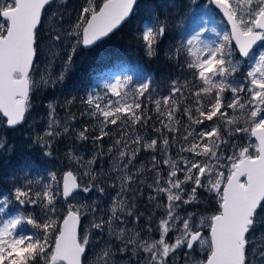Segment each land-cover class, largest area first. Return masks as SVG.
Segmentation results:
<instances>
[{
    "label": "snow or ice",
    "instance_id": "obj_1",
    "mask_svg": "<svg viewBox=\"0 0 264 264\" xmlns=\"http://www.w3.org/2000/svg\"><path fill=\"white\" fill-rule=\"evenodd\" d=\"M51 2L52 0H0V114L7 118L9 126L19 125L25 120L30 107V93L38 86V82L31 75L34 58L39 50L38 26L42 24L45 6ZM194 2L195 0H189L188 6L191 7ZM207 3L223 13L230 25V31L217 32V36L222 38L218 43L189 49L194 60L187 63V67L193 70L194 76L203 86L192 92L196 115L189 108L184 109V114L191 125L199 126L205 121L213 123L201 131H196L191 125L190 129H186L187 135L183 139L188 146H181L180 151L189 152L192 158L181 157L182 167H178L170 159L163 161L170 165L165 186H161L162 177L157 171L156 191L167 196L166 214L160 219L157 229L159 239L149 242L142 239L139 232L126 239L124 229H120L117 234V238L125 246L123 250H127L128 245H133V253L142 250L149 254L146 264H168L170 254L182 247L191 250L197 242L200 247L207 245L209 254L205 260L192 261V264H250L248 246L253 242L250 239L251 233L258 224H264V51L258 54V58L253 51L254 45L264 42V0H207ZM86 5L81 8L70 35L79 37L77 45L89 46L102 41L125 23L140 5V0H101L99 4L96 0H86ZM183 7L181 0H150L144 5L150 23L144 27L140 38L149 56L156 55L157 45L166 35L170 15L168 10L171 9L179 15ZM192 19L196 22L198 17L194 15ZM199 19L201 31L188 39L187 45L201 43V34L209 31L202 18ZM53 32L55 35L51 39L62 40V35L55 28ZM234 47L238 49L240 56L253 62L250 70L245 69L244 76L250 86H244L243 81L229 79L241 68V62L238 59L233 60L237 55ZM176 51L179 53V49ZM75 52L76 48L73 47L72 53ZM71 60L72 56H69V64ZM41 80L47 83L44 78ZM130 82L131 78L107 85L118 98L116 100L104 101L100 97L92 96L86 100L93 109L90 115L102 118L99 134L93 139L101 140L109 136L110 131L105 129L109 125L117 126L121 135L115 140L114 147L123 145L118 155L121 160L128 158L129 164L136 159L141 150L140 146L156 151L158 143L157 139L142 143L144 138L136 135L131 143L138 147L129 151V144L125 139L128 135L127 129L146 125L151 120V116L145 115L143 101L140 99L149 92L150 81L141 83L132 93L125 92L123 89ZM187 89V83L181 85L179 81H173L169 95L156 100H152L151 96L147 97L154 103L156 112L168 121H162V128L156 129L161 136L163 129L168 132L178 130L175 127L179 124L176 113L180 110L177 97L184 98V91ZM226 92L231 94V99L227 101ZM241 93H246L243 102ZM202 94L208 97L207 104L200 99ZM49 108L52 113L55 112L51 104ZM70 118L75 119L74 116ZM221 123L225 125L227 135L250 131V135L256 137L258 143H249L238 148L234 146L233 154L227 157L218 155L221 145L228 143L222 134ZM52 124L59 127V122L54 117ZM52 124H49L50 129ZM249 124L253 126L249 128ZM62 132L68 133L69 128L64 127ZM87 132L88 129L79 131L78 138L87 140ZM61 134L60 131L49 130L44 135L51 138ZM189 137L192 139L189 140ZM162 144L166 154L170 142L163 138ZM45 146L50 147V144L46 141ZM2 147L4 145L0 144V148ZM47 155L52 153L48 152ZM196 157L204 159L198 160ZM72 159L79 162V158L75 156ZM94 163L95 158L87 162L89 168ZM155 167L156 164L153 163V168ZM178 173H183L182 179ZM81 175L88 177V184L95 187L94 181L97 177L91 170L83 171ZM51 179L56 189L51 184L35 193L31 187L15 189V200L20 205H39L43 218L38 222L34 214L21 212L10 218L0 219V264H83L82 257L90 244V234L79 232L81 208L86 206L77 207L70 203L62 221L55 218L54 214L59 197L65 200L69 197L75 199L74 193H88L92 191V187L78 183V177L73 171L65 172L61 180L55 174L51 175ZM122 180L121 191H125V182H130L132 176L126 175ZM61 183L62 191H58ZM198 189L214 193L218 198V214L207 217L209 238H205L200 230L205 226L204 217H200L197 223L193 221L194 214L180 217L176 211L181 205L199 203ZM98 190L104 191L103 188ZM11 202L7 196L0 200V212H4ZM126 207L128 206L123 200H118L111 208L113 216L108 220L102 219L93 227L102 229L108 225L111 232L114 220L119 219L117 210L124 212ZM127 215H133L130 208ZM135 218L138 221L140 216ZM178 223L182 225L179 228L175 227ZM173 230L179 231L180 235L174 238V242L169 243L166 237ZM259 254L264 258V250ZM110 262L111 248H108L96 256L93 264ZM260 264H264V259Z\"/></svg>",
    "mask_w": 264,
    "mask_h": 264
},
{
    "label": "trees",
    "instance_id": "obj_2",
    "mask_svg": "<svg viewBox=\"0 0 264 264\" xmlns=\"http://www.w3.org/2000/svg\"><path fill=\"white\" fill-rule=\"evenodd\" d=\"M148 2H150V0H141L140 5L137 7L129 21L97 46L91 49L81 48V50L78 46L75 54L72 53L71 55V63L64 64L61 67L67 70L68 74L67 76H63V79H61L58 84L55 83L53 86L54 90L52 88H43L32 91L30 94L32 110L28 113L23 126L14 129L16 131L8 129L4 126V123L2 126L8 136L21 132L19 139H13L10 137L8 140L30 142L32 140V138L29 137L30 134H34L36 136L37 133L32 131V129H24V125L34 117V114L38 111L36 110L37 105L42 104L47 96L54 101L56 112L58 114L68 115L70 117L74 116L75 119H71L70 122L80 126L82 130L88 129L86 135H88L89 138L85 140V142H82L81 144L79 143V147H81L80 150H89L93 155H95L89 156L90 160L95 158L96 163L92 164L88 169L91 170L93 175H96L97 177L96 181H94L95 187H93L92 184H89V186L93 187L90 193L84 196L83 192H79V194L76 195L80 196L77 203L78 205L81 204L86 206L87 202H94V200H96L92 206L88 208L82 207L81 210L83 211V209H86L87 212L92 214L94 210L99 211L101 208H104V212H106L107 208L110 206L109 194L111 192H117L118 194V192L121 191V184L117 186V171L115 163L117 160V154L119 153L117 150L122 148L123 145L114 147L115 140L120 138L121 132L117 126L109 125L105 130L110 131V135L101 140H94L93 137L99 134L100 128L95 124L92 115H90L91 112L86 109V107L89 108L86 100L92 93V88L95 86L97 79L102 77L107 69H111L114 73L119 72L122 75L128 74L131 76V82L125 86V92L130 91L131 83L138 87V84L150 81L149 92L145 93V96L140 99L143 101L145 115L151 116V120H149L146 125H136L132 129H127L128 135L125 136V139L128 141L129 151L138 147L137 145L131 143L132 138L136 135H140L144 138L142 143L150 142L151 139H157V150L152 151L140 146L141 150L138 152L136 159L129 164L127 173L132 176V180L130 182H126L125 184V188L128 189L124 191V202L128 206L125 208L126 215L130 208L133 212L131 217L135 219V217L139 215L140 218L149 219L150 224H152V221H155L157 215L162 211L157 207V204L164 198V196L161 195L163 193H158L156 191L155 180L157 178V171L162 177L160 182L161 186H165V179L168 176L169 170L168 165L164 164L163 161L165 159L178 161L181 160V157L189 158L188 152L180 151L181 146H188L183 137L187 135L186 129H190L191 125V122L184 114V109H192L193 115H196L194 111L196 107L195 97L192 95V92L202 87V85L200 83L198 84L200 81L194 76L193 70L187 67V63L192 61L190 57H182L181 53L177 54L176 50L174 54H172L173 50L169 52L165 50V47L173 42V35L168 31L161 39V43H158L156 55L151 57L147 54L144 42L140 37L144 22L148 24L150 23L146 13L141 11V5ZM160 15L161 19H163V14L161 13ZM45 22L46 21L43 20L42 24L45 25ZM43 25L38 30V42L40 49H42L48 39L46 34L44 35V33H42ZM53 35L54 34L51 36ZM40 60L41 53L40 50H38L35 61L36 67L40 64ZM37 73L38 68L34 69L33 76L35 77ZM173 81H179L181 85L187 83L188 89L184 91V98L177 97L180 103V110L176 113V119L179 120V124L175 125V127L178 130L168 133L167 139L170 142V146L165 154L163 151L162 139L166 138L165 136L168 131L163 129L161 136V134L157 133L156 129L162 128V121L163 123H168V121L156 112L154 103L149 101L147 97L152 95V100H156L169 95ZM214 94L215 93H213V95ZM225 98L230 100L231 94L226 92ZM200 99L205 101L208 97L202 94ZM229 113L232 114L231 110H229ZM217 122L219 123V121ZM212 123L213 122L205 121L204 124L199 126L191 125V128H194L196 131H201L206 127H210ZM94 128L95 131H93ZM72 130L76 131L73 128ZM117 130L119 131L117 132ZM221 131L225 137L227 130L225 125L222 123ZM245 134L247 133H235L232 137H235V140H238L241 136H245ZM191 139L192 137H189V140ZM59 141L69 145L71 144L66 136L59 138ZM227 145L230 147L228 143ZM109 149H111V151H109ZM30 151L34 154L31 149ZM101 152L103 154H100ZM39 153L42 156L44 154V149ZM38 154L37 156L34 154V157L39 159L40 156ZM19 157L21 158V161L18 160ZM153 157H155V161H153ZM44 161L49 160L46 159ZM125 161L127 162L128 158ZM153 163L156 164L155 168H153ZM33 166L34 164L31 160H27L14 147L5 157L0 156V199L7 193V196L12 201L10 206H16L20 212L34 214L37 221L41 222L43 212L41 211L40 206L27 204L20 205L18 201L15 200V192L12 186L14 182L16 183V180L21 181V178H23L22 173L26 171V169H31ZM71 169H73L71 166L65 165L52 169L57 173L48 171L47 174H45V171L40 167L37 170L32 169L30 172L31 176L39 175L41 177V182L37 183V189L32 187V192L35 193L36 191H40L44 186L49 184L56 189V185L52 181L49 174H55L57 179L61 180L63 174ZM20 187L21 189H26L22 187V185H18V188ZM99 188H103L104 191L100 192L98 190ZM57 190L62 191L61 185ZM103 194H106L104 202L101 200ZM81 197L84 199L83 204L80 203L82 199ZM149 197L154 198L149 199ZM71 199L67 201L64 200L63 197H59L57 199V211L54 214L55 218L62 221L63 216L66 215V209L70 204ZM97 203L102 204L103 206L101 207V205H98ZM8 208L10 212H14L10 209V207ZM198 209L199 208L196 210ZM215 212L218 213V209ZM84 226L85 218L82 220L81 234H83ZM138 226L140 230H143L142 232L144 234L147 233V226H143L142 224H139ZM28 227L30 229V226ZM90 255L91 253L89 251L85 253V256L83 257V264H90Z\"/></svg>",
    "mask_w": 264,
    "mask_h": 264
},
{
    "label": "rangeland",
    "instance_id": "obj_3",
    "mask_svg": "<svg viewBox=\"0 0 264 264\" xmlns=\"http://www.w3.org/2000/svg\"><path fill=\"white\" fill-rule=\"evenodd\" d=\"M97 4L101 3V0H96ZM181 2L184 4V7L181 9L179 15L177 13L173 12L171 9H169V18L167 20L168 28L167 31L173 35V42L170 43L165 47V50L167 52L173 50V53L175 50L179 49V53H181L182 57H190L191 60H194V57L190 54L189 49L192 48H203L205 44L209 43H218L221 41V37L217 36V32H224V31H230V27L227 24L223 14L215 8L214 5H210L207 3V0H195L194 3H191V7H189V0H181ZM146 3H143L141 5V11L145 12L144 5ZM86 0H56L53 2L47 10L44 12L43 20H45V25H43L42 33L44 35L46 34V37L48 39L46 40L45 44L43 45L42 49L39 48L41 53V60L40 64L36 67L34 65V69L38 68V73L33 76V71L31 73L32 78L38 82V86L33 89L40 90V89H53V86L58 84L61 81L60 77L67 76L68 72L67 70L61 68L64 64H68V57L72 55V49L73 47L77 48L78 46L81 48H84L83 44L77 45L76 41L79 39L77 36L70 35L72 32V26L76 23L78 16L80 15V10L82 7H85ZM205 13H207L205 15ZM198 17L196 22H193V16ZM199 18H202V22L207 25L209 31L206 33H202L200 36L201 43L194 44V45H187V40L190 39L193 35H195L197 32L201 31L200 29V22L201 20ZM2 22V21H0ZM43 23V21H42ZM41 25V26H42ZM148 23H145L142 25V31L145 26H147ZM53 28H55L56 32H59L62 35V40L55 41L54 39H51L50 37H54L55 32H53ZM220 28V30H218ZM215 29V31H213ZM54 34L53 36H51ZM106 40V39H105ZM161 43V41H160ZM172 45V46H171ZM85 49V48H84ZM253 51L258 54L261 51H264V42H261L259 45H257ZM234 52L237 53L233 57V60H239L241 62V68L237 71V73L233 74V77H230V80L233 81H243L244 86H250L248 84V81L244 80V76L246 75L245 69L250 70L253 62L249 61L248 58H243L238 54L237 49L234 47ZM177 53V54H179ZM153 57V56H151ZM247 61V63H245ZM41 78H44V80L47 81V83L42 82ZM131 78L128 74H121L118 72L112 71L111 69H107L102 77L97 79L95 82V86L92 88V93L90 96L92 97H100L102 100L107 101L109 99L116 100L118 99L115 97L111 89L107 87V85L115 84L117 80H120L121 82H124ZM198 82V81H197ZM148 83V82H146ZM201 84V82H198V84ZM140 84H138L139 87ZM203 86V85H202ZM137 86L133 85L131 83L130 91L129 93H132ZM125 90V87L124 89ZM242 97L246 95V93L240 94ZM152 96V95H151ZM226 97V93H225ZM227 100V98H225ZM206 104L208 102V99L204 101ZM30 107L28 110V113L32 110V104L29 102ZM52 105L55 108V112L52 113L51 109L49 108V105ZM89 108L86 107V109L90 112H92V106L88 105ZM36 113L34 114V117L29 120L27 124L24 125V129H32L37 135L30 134V138L32 140L30 142L28 141H10L8 140L10 137L13 139H19L21 136V132L17 134H13L11 136H8L3 128L6 127L5 120L0 116V144H3L4 147L0 148V156L5 157L12 149L13 147L21 153L27 160H31V162L34 164V166L31 169H26L22 173L23 178L20 180H16V183H13V189L15 192V189L18 188V185H22L24 188L28 187H35L37 189V183L41 182V177L39 175L31 176L30 172L32 169L37 170L39 167L45 171V174L47 172H53L52 169L59 168L65 165L71 166L73 169V173L77 175L78 181L84 184H88V177L82 176L81 173L83 171L89 170V166L87 164L88 161H90L89 156H95L93 155L89 150H80L81 147H79V143L85 142V140H81L78 138V132L81 131V127L75 125L74 123L70 122L71 118L68 115H61L56 112V106L54 105V101L47 96L46 99H44V102L40 105H37ZM47 112V113H45ZM44 114V115H43ZM229 115H231L229 113ZM55 118L56 121L59 122V127L56 126V124H52V118ZM93 120L95 121V124L100 128L101 127V117H94L92 116ZM119 123V122H118ZM49 124H52V128H49ZM241 124H243V121H241ZM75 129L76 131L72 130L71 128ZM249 128L253 126L252 124L247 125ZM64 127L69 128L68 133H63L62 129ZM133 127H130L128 129H132ZM23 129V130H24ZM49 130H55L60 131L62 134L59 136H53L51 138L45 136V132ZM16 131V130H14ZM119 130H117L118 132ZM168 133L166 134V138L168 137ZM249 133L245 134V136H241L240 139L235 140V137H232L227 135L224 137L226 140H228V144L230 147H228L227 144L221 145V151L218 153V155H223L224 157L230 156L233 154L234 146L236 148L245 146L246 144L252 143L255 144V140ZM68 137L70 141V145L66 143H61L59 141V138L61 137ZM250 137V139H249ZM75 138V139H74ZM48 142L50 144V147L45 146V142ZM17 144V145H16ZM30 149L34 152L35 156L44 149V154L41 156L40 153L38 154L40 158L34 157V154L30 151ZM121 149V148H120ZM119 149V150H120ZM117 150V151H119ZM254 151V150H252ZM48 152H51L52 155H47ZM89 152V154H88ZM67 154V155H66ZM189 154V159H191V154ZM66 156V157H64ZM75 156L79 158V162H77L76 159H72V157ZM18 157V156H16ZM63 158V159H62ZM48 159L49 161H44ZM127 158H119V155L117 154V160H116V171H117V186L120 185L123 180L122 178L126 175H128V169H129V163H127L125 160ZM198 160H203L204 157H196ZM21 161V158L19 159ZM33 160V161H32ZM51 160V161H50ZM171 162H176L178 167H182V164L180 163V160H172ZM224 161H222L223 163ZM81 165H84V167H81ZM122 165V167H121ZM126 165V167H125ZM168 165V170L170 171V165ZM121 167V169H120ZM223 170V169H221ZM69 171V170H68ZM166 172V171H165ZM167 173V172H166ZM51 177V175L49 174ZM179 178H183V173H178ZM47 177V176H46ZM16 179V178H15ZM126 184V182H125ZM89 186V184H88ZM92 187V186H89ZM189 187V186H185ZM21 188V187H20ZM61 189H62V183H61ZM93 189V187H92ZM128 188H126L127 190ZM90 193V192H88ZM88 193L83 192V195L86 196ZM164 196L162 200L159 201L157 204V207L162 210L157 217L155 218V221H152V224H150V220L147 218H140L138 221L136 218L134 219L131 216H128L125 214L126 209L124 212H120L119 209L117 210L116 215L119 217V219H115L111 228L112 231H109L108 225H105L102 229L94 228L93 225L96 223H100L101 220H108L113 216L111 212V208L116 204L118 200L124 201V191L117 192H111L109 194V204L110 206L107 208L106 212H104V208H101L99 211L94 210V212L91 214L86 211V209L81 210V218H85V226H84V233H89V240L90 244L88 248L86 249V253L89 251L91 253L89 262L90 264H93V261L95 260L96 256L102 254V252L108 248H111V262L110 264H146V260L149 254L144 253L142 250L133 253V245H128L127 250L124 249V244L117 238V234L120 229H124L125 231V238L133 236L135 233L139 232L140 237L144 240H148L151 242L152 240L159 239V232L157 231L159 221L162 219L166 212H165V206L167 204V196L165 193L161 194ZM7 196V193L2 196L0 200H2L4 197ZM8 197V196H7ZM75 199H71L70 203L76 205L77 207H80L78 205L77 200L80 196L75 195ZM82 198V197H81ZM186 198V197H185ZM106 199V194H103V197L101 200L104 202ZM198 200L199 203H193L190 205H181L180 208L176 209L180 217H185L187 214L192 213L193 215V221L199 222L200 217L205 218V226L202 227L200 230L202 232V235L205 238L210 237V229L207 227V217H210L214 214H217L215 211L219 210L218 205V198L214 193H209L205 189H198ZM84 199L82 198L80 203L83 204ZM96 200L87 202L86 207L92 206ZM98 205L103 206L102 204L97 203ZM126 204V203H125ZM10 209H12L14 212V215L20 214V210L16 208V206H10L8 205ZM199 208L198 210H196ZM7 210L5 209L4 212H0V219H7L10 217H7ZM139 224H142L143 226H147L148 230L147 233L144 234L139 229ZM182 225L178 223L175 227L179 228ZM151 229V231H149ZM179 231H170L166 237L167 241L169 243L174 242V238L179 236ZM262 236H264V224H258L256 228L251 233L250 239L253 241L248 246V260L250 264H260V261L264 258L261 257L259 254L262 250H264V239H262ZM208 246L204 245L203 247L199 246V243L194 245L193 249L189 250L185 247H182L180 249H177L175 253L170 254V257L168 258V264H192V261H203L206 259L208 255Z\"/></svg>",
    "mask_w": 264,
    "mask_h": 264
},
{
    "label": "water",
    "instance_id": "obj_4",
    "mask_svg": "<svg viewBox=\"0 0 264 264\" xmlns=\"http://www.w3.org/2000/svg\"><path fill=\"white\" fill-rule=\"evenodd\" d=\"M53 1V0H52ZM48 5H46L45 6V9H46V7H47ZM44 9V10H45ZM44 10H43V12H42V18H43V13H44ZM222 13V12H221ZM223 14V13H222ZM132 17V16H131ZM130 17V18H131ZM129 18V19H130ZM225 18V20H226V22H227V18L226 17H224ZM129 19L125 22V23H127L128 21H129ZM125 23H123L118 29H115L112 33H110L109 34V36L108 37H110L112 34H114L117 30H119L121 27H123L124 25H125ZM228 24V23H227ZM229 25V24H228ZM229 27H230V25H229ZM38 28H39V26H38ZM108 37H106V38H103V40L102 41H104L105 39H107ZM102 41H98L96 44H94V45H89V46H85V45H83L84 46V48L85 49H90V48H92V47H94V46H96V45H98L99 43H101ZM234 43V42H233ZM261 42H258L257 43V45H259ZM257 45H254L253 46V49L257 46ZM237 51H238V49H237ZM243 57V56H242ZM36 58V57H35ZM35 58H34V62H35ZM243 58H246V57H243ZM30 97V96H29ZM0 115H2V114H0ZM3 116V115H2ZM26 116H27V112H26V115H25V119H26ZM3 118L7 121V118L6 117H4L3 116ZM24 122H25V120L21 123V124H19V125H16V126H9L8 124H7V122H6V126H7V128H9V129H15V128H18V127H20L21 125H23L24 124ZM253 137V136H252ZM253 139L258 143V141L256 140V137H253ZM69 171H71V170H69ZM67 172V171H66ZM78 183H79V181H78ZM74 195H75V193H74ZM71 197H69L67 200H69ZM64 199V198H63ZM65 200V199H64ZM66 200V201H67ZM81 224H82V219H81V221H80V227H79V232H80V229H81ZM82 261H83V257H82Z\"/></svg>",
    "mask_w": 264,
    "mask_h": 264
}]
</instances>
